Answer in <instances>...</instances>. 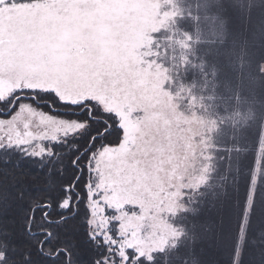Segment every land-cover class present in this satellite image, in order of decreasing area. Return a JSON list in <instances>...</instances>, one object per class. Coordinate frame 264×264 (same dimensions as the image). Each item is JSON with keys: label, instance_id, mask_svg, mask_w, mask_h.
Instances as JSON below:
<instances>
[{"label": "snow or ice", "instance_id": "1", "mask_svg": "<svg viewBox=\"0 0 264 264\" xmlns=\"http://www.w3.org/2000/svg\"><path fill=\"white\" fill-rule=\"evenodd\" d=\"M154 16L152 0H0V264H144L169 162Z\"/></svg>", "mask_w": 264, "mask_h": 264}, {"label": "trees", "instance_id": "2", "mask_svg": "<svg viewBox=\"0 0 264 264\" xmlns=\"http://www.w3.org/2000/svg\"><path fill=\"white\" fill-rule=\"evenodd\" d=\"M189 7L186 31L193 33L195 42L190 44L183 83L205 100L208 110L215 111L210 131V173L191 196L176 249L156 252V258L144 264H229L230 258L218 249V244L224 239L226 242L229 235L235 237L238 221L242 228L246 222L243 217L236 221L239 212L233 218L224 215V207L229 208L234 203L232 195L237 194L232 180L237 181V190L241 191L240 186H250L256 171L250 168L258 169L254 196L264 191V99L251 90L254 82L264 81V0H190ZM244 105L260 113L259 119L256 115L255 120H243ZM249 130L253 132L251 137L247 136ZM22 171L29 186L42 185V172L27 167ZM254 214L247 223L250 234L246 241L239 240L242 250L233 264H264V227L253 225ZM214 225L218 227L215 231ZM212 232H216L210 239L212 247L207 253L199 252L206 247L201 235L209 238ZM240 233L244 232L240 229Z\"/></svg>", "mask_w": 264, "mask_h": 264}, {"label": "rangeland", "instance_id": "3", "mask_svg": "<svg viewBox=\"0 0 264 264\" xmlns=\"http://www.w3.org/2000/svg\"><path fill=\"white\" fill-rule=\"evenodd\" d=\"M152 2L155 5L154 25L147 33L149 46L145 50L150 53L148 58L152 62V70L160 86L163 114L167 121L165 135L169 162L153 188L150 203L142 213L144 219L141 221L142 235L139 237V246L146 262L154 260L156 252L165 249L170 251L178 246L177 243L184 232L181 220L187 215L185 211L190 207L191 196L200 184L207 180L210 173V131L213 126L211 120H214L215 116L214 109L208 110L205 100L192 92L193 89L189 88L187 83H183L188 72L190 44L194 41L193 33L186 31L188 28L186 16L191 10L190 0L189 2L188 0H152ZM261 70L264 71V63ZM251 90L256 97L264 99V81L254 82ZM241 112L243 120H255L256 115L257 119L260 117V113L251 105L250 107L244 105ZM249 134H253L252 130L247 133V136L251 137ZM258 164L259 158L256 160V166ZM250 169L256 170L249 182L250 186H240V191L237 190V181L232 180L234 182V185L231 183L232 189L237 191V194L232 195L234 203L231 202L229 208L224 207L226 217L233 218L239 212L236 221L241 220L242 217L246 218L243 228L241 221H238L235 237L229 235L226 237V242L224 239L223 244H218V249L226 254V258H230L229 264H233L240 257L242 250L240 243L244 238L246 241V237L248 238L250 234L247 223L251 222L248 219L253 213H255L253 225L256 228L264 227V191H258L259 194L254 196V188L258 184V169ZM217 228L216 225L213 226L214 231ZM240 229L243 234L240 233ZM239 234L241 235L238 237ZM215 235L216 232H212L209 238L201 235L202 245L204 243L206 247L198 251L207 253V249L212 247L210 239Z\"/></svg>", "mask_w": 264, "mask_h": 264}, {"label": "flooded vegetation", "instance_id": "4", "mask_svg": "<svg viewBox=\"0 0 264 264\" xmlns=\"http://www.w3.org/2000/svg\"><path fill=\"white\" fill-rule=\"evenodd\" d=\"M27 168H29V169H34L35 171H37V169L35 168V167H33V166H28Z\"/></svg>", "mask_w": 264, "mask_h": 264}]
</instances>
